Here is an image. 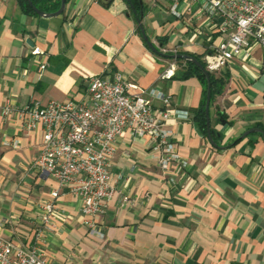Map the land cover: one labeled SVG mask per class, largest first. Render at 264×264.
Masks as SVG:
<instances>
[{"label": "crops", "instance_id": "crops-1", "mask_svg": "<svg viewBox=\"0 0 264 264\" xmlns=\"http://www.w3.org/2000/svg\"><path fill=\"white\" fill-rule=\"evenodd\" d=\"M141 1L144 32L161 55L143 41L127 0L106 7L67 0L61 15L47 18L25 12L17 0H0V107L81 101L88 78L120 73L139 89L168 95L172 112L189 115L172 114L165 125L182 162L178 170L170 166L169 176L148 138L117 139L110 168L116 194L94 220L102 240L87 233L77 197L66 191L51 197L56 182L34 167L41 133L23 130L15 114L0 115V238L36 244L46 264H264L262 51L253 45L247 58L213 74L222 84L209 106L212 145L193 119L203 85L196 76L181 77L184 64L168 56L178 48L202 61L218 34L197 14L196 1L181 19L169 13L167 0ZM173 68L171 78L162 77ZM53 201L45 225L43 208Z\"/></svg>", "mask_w": 264, "mask_h": 264}, {"label": "built area", "instance_id": "built-area-1", "mask_svg": "<svg viewBox=\"0 0 264 264\" xmlns=\"http://www.w3.org/2000/svg\"><path fill=\"white\" fill-rule=\"evenodd\" d=\"M167 1L169 13L176 19L190 12L191 1L198 2L197 14L206 16L218 34L216 41L209 38L202 55L204 69L209 74L220 72L235 58H247L253 45L259 47L264 58V0ZM39 53L38 49L32 51L33 55ZM171 54L181 53L175 48ZM44 68L40 66L41 70ZM174 70L167 69L162 77L171 78ZM130 90H138V93L131 94ZM146 95L159 100L163 108H154ZM169 107L168 95L155 89H139L126 82L120 73H113L88 78L81 101L33 103L20 110H15L7 101L0 107V115L7 118L15 114L23 130L41 133V150L34 167L56 182L57 189L51 192V197L57 198L62 191L77 197L87 233L102 240L104 236L94 220L104 214L106 203L116 194L110 168L120 136L129 133L148 138L165 175H170L171 165H178L177 170L181 167L182 162L165 125L172 114L179 119H187L189 115L184 111L172 112ZM55 208L54 201L45 204L41 217L45 225ZM0 264L46 262L36 244L18 247L0 238Z\"/></svg>", "mask_w": 264, "mask_h": 264}, {"label": "trees", "instance_id": "trees-1", "mask_svg": "<svg viewBox=\"0 0 264 264\" xmlns=\"http://www.w3.org/2000/svg\"><path fill=\"white\" fill-rule=\"evenodd\" d=\"M21 8L31 14H35V12L28 6L26 0H17ZM33 4L35 8H37L39 11L44 13H53L58 10L60 6V2H53L52 0H29ZM130 8L132 9V13L135 16V19L138 20L141 18V15L144 12V5L141 0H127ZM171 56V55H169ZM198 61H200L203 65V62L196 58ZM177 62L183 63L184 68L181 73V77H189V76H196L203 85V100L201 103L200 108L195 112L194 120L197 122V124L200 126L202 132L204 134L207 133V127H206V119H205V101H206V87H207V80L203 72L195 67L193 64L189 62H185L180 59H176ZM209 82H210V104L213 101L214 95L221 90V80L215 78L213 75L209 74ZM213 133V138L215 137V133L213 130H211Z\"/></svg>", "mask_w": 264, "mask_h": 264}, {"label": "water", "instance_id": "water-1", "mask_svg": "<svg viewBox=\"0 0 264 264\" xmlns=\"http://www.w3.org/2000/svg\"><path fill=\"white\" fill-rule=\"evenodd\" d=\"M66 1L67 0H60V6H59V8H58L57 11H55L53 13H44V12L39 11L37 8H35L33 6V4L31 3V1L26 0L28 6L35 12V14H37L38 16H41V17H46V18L47 17H57V16L61 15L62 12L64 11ZM100 2H101V4H103V6L106 7V6L109 5V3L111 2V0H104L105 3H103V0H100ZM141 17H142V15H141ZM137 24H138V27H139V30H140L141 37H142L143 41L146 43V45L148 46V48L151 51H153V52H155L157 54H160L156 50L155 46L149 41L147 35L145 34L144 29H143V26H142V23H141V18L137 20ZM26 43L29 44V41H26ZM162 56H165V55H162ZM168 58H171V59H180V60H183L185 62H189V63L193 64L195 67L199 68L203 72V74L205 75L206 80H207L206 101H205L206 127H207L208 139H209L210 143L212 145H214V143H213V133L210 130V116H209L210 94H211L210 82H209V73L204 69V66L202 65V63L200 61H198L197 59H195L194 57H192L190 55L177 54V55L168 56ZM254 131H257V132L262 133V131L258 129V130H250L247 133H245V135H247L250 132H254Z\"/></svg>", "mask_w": 264, "mask_h": 264}]
</instances>
